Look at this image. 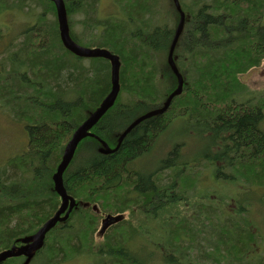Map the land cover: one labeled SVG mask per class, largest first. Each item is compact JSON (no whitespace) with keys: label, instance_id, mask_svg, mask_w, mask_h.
Returning a JSON list of instances; mask_svg holds the SVG:
<instances>
[{"label":"trees","instance_id":"16d2710c","mask_svg":"<svg viewBox=\"0 0 264 264\" xmlns=\"http://www.w3.org/2000/svg\"><path fill=\"white\" fill-rule=\"evenodd\" d=\"M64 1L71 39L108 49L121 61L118 97L92 129L115 148L137 117L163 107L177 87L168 54L179 13L173 0H114L117 12L105 16L101 0ZM180 4L186 18L173 59L183 91L164 113L139 122L113 153L104 154L94 137L80 142L63 180L82 205L48 232L29 264H65L80 255H92L94 264H264V227L251 220L249 197L264 198L248 193L264 186V93L243 79L264 63V0ZM78 13L83 18L75 21ZM16 14L33 20L19 21ZM8 19L26 25L9 38L0 22V106L11 109L29 139L26 151L0 169V252L57 212L53 175L62 154L112 86L108 59L65 47L51 0H0V20ZM180 118L176 124L202 146L211 137L216 154L207 149L184 159L182 145L169 142L176 139L173 130L161 147L168 154L158 160L160 137ZM208 179L239 180L250 190L219 195L222 221L210 210L191 221L180 207L197 205L201 198L193 197ZM231 201L237 208L228 211ZM108 214L121 219L101 233ZM21 263L12 257L1 264Z\"/></svg>","mask_w":264,"mask_h":264},{"label":"rangeland","instance_id":"374dc122","mask_svg":"<svg viewBox=\"0 0 264 264\" xmlns=\"http://www.w3.org/2000/svg\"><path fill=\"white\" fill-rule=\"evenodd\" d=\"M166 1L165 3L167 4ZM115 12H117V7L114 4V0H101L100 5H99L100 16H105V15H108L110 13H115ZM16 15L18 17V20L22 22H25V21L31 22L33 20L25 15H21V14H16ZM82 18H83L82 13L73 15V19L75 21H78V19H82ZM19 21L16 22V20L14 21V19L13 20L8 19V21L0 20L1 23H5L7 25L6 27L9 31L8 33L9 38L15 37L19 33V31L22 28H24V26L26 25L25 23H21ZM81 28L83 27L80 23L76 25L75 30L78 33H81V30H80ZM81 44H83L85 47H91V48L94 47L93 44L91 42H88L87 40L82 41ZM243 79L248 83L252 91L256 92L257 94L258 93L263 94L264 93V63L261 67L251 69L249 72L245 73L243 75ZM13 116L14 115L12 114L10 108H8L7 106L6 107L0 106V169H4L7 167L8 165L7 162L9 158L17 154H20L23 151H26L28 147L29 136L25 128V125L23 123L15 121L14 120L15 118ZM181 121H182L181 118L177 119L170 126L167 132H165L162 135L163 137L162 136L160 137L158 145H157L158 147L155 148L156 157L158 158V160L164 157L165 154L167 153V152L164 153L163 148H161L163 142H165L166 140V136L164 135H166L167 133L173 130H174L176 139L174 141L169 140V142L174 143L176 141L177 144L182 145L181 152L186 153V154L182 153L184 159L189 158L188 156L193 158L194 156L202 152H205L207 149L210 151V153L216 154V152L218 151L217 148L213 147L212 145L211 147H209L213 140L211 137L204 138L203 140L206 142V144L202 146L196 139L194 133L188 134L186 132L187 128L185 129L183 125L179 126V124H176ZM173 125H175V127L171 129ZM166 143L167 141L165 142V144ZM172 146L173 144L167 145L166 148L169 149ZM159 162L160 161H158L157 163ZM133 165H134L133 167L137 166V164H133ZM148 167H152V166L148 165ZM248 187L249 185L241 181L239 182V180L238 181L234 180L233 182H230L229 180L221 179L220 183H216L212 179L211 180L208 179L206 183H201V185L198 186L197 192L195 193V196L193 197V198H201L199 201L197 199L198 201L197 205L193 203L192 205L193 208H189V204H187L186 206H181L180 207L181 213L185 214L189 218V220L193 221V219L195 218V215L196 217H198L199 215H201V217H205L203 215L204 214L203 211L210 210L209 213L211 214V216L214 215L218 217L220 221H222L223 214L221 213V210H220V208L222 207L220 206V203H219L220 201L219 195H222L224 193L231 194L233 192L236 195L237 194L241 195L243 194L244 191L250 190L248 189ZM256 187L257 189H254L253 193L248 192L249 196L256 195V197H259L261 195L260 197L264 198V186H256ZM200 194H203V195L199 196ZM249 200H250L249 202L251 203V206H250L251 220L253 221V223H258L259 225L264 227V203H259L256 200V198L254 199V198L249 197ZM236 208H237V205L234 201H231L228 205H225V209L228 211L235 210ZM127 217H128V214H125V218ZM188 223L190 222L188 221ZM157 226H158V223L151 224L150 229L154 232V234L157 230ZM260 230H261L260 231L261 233L264 231L263 228H261ZM93 260H94V257L92 255H80L78 256V258L70 262H67L65 264H94Z\"/></svg>","mask_w":264,"mask_h":264},{"label":"water","instance_id":"95a60500","mask_svg":"<svg viewBox=\"0 0 264 264\" xmlns=\"http://www.w3.org/2000/svg\"><path fill=\"white\" fill-rule=\"evenodd\" d=\"M54 2L57 10V18H58V24H59V31H60V36L63 41V44L67 49L72 51L73 53L79 55V56H84V57H103L108 60H110L111 65H112V87L111 91L109 94L103 99L99 107L92 112L89 117L75 130L71 140L67 144V147L65 148L64 154H63V159L62 162L60 163V166L58 167V171L54 176L55 184H56V190L58 194L62 198V204L59 208V211L55 215V217L51 218L46 224H44L35 234L31 236H27L22 239V241L25 243L21 246H13L10 249H6L2 252H0V264L5 261L7 258L13 257V256H21L25 255L27 256V260L25 261L24 264H27L31 258L33 257L34 253L40 249L45 240L46 233L53 228L57 222L59 221H64V219L59 218V214L63 212L65 209L68 207V213L73 209L75 205V200L72 196H70L67 193V190L64 186L63 183V173L66 169V167L69 165L75 150L79 144V142L89 136L93 135L90 132V129L99 121V119L105 114V112L112 106L113 102L116 99V96L118 92L120 91V79H119V70H120V65L121 61L119 59V56L111 53L108 49H102V48H88V47H83L78 44H76L70 37L69 34V22H68V16H67V10H66V5L64 0H51ZM175 3V6L177 10L179 11L180 14V19L179 23L176 28L175 36L173 38L169 55H168V63L171 66L173 72L177 76L178 80V86L177 88L167 97L164 106L161 108L154 109L138 119H136L121 135L119 139L118 145L122 142L123 138L126 136V134L134 128L136 124L141 122L142 120L149 118L153 115L156 114H161L164 113L168 107L171 104L172 99L176 96L179 95L182 92L183 89V76L179 72L174 59H173V52L174 48L176 46V43L178 41V38L183 30L184 23H185V13L181 8L179 0H173ZM102 141V140H100ZM106 146L107 149L104 150V152H111V149L108 148V145L102 141ZM119 221V217H114L112 215H107L103 219V231L113 223H116Z\"/></svg>","mask_w":264,"mask_h":264},{"label":"bare ground","instance_id":"6f19581e","mask_svg":"<svg viewBox=\"0 0 264 264\" xmlns=\"http://www.w3.org/2000/svg\"><path fill=\"white\" fill-rule=\"evenodd\" d=\"M61 40H62V39H61ZM62 42H63V41H62ZM76 44H77V43H76ZM80 46H81V45H80ZM83 47H85V46H83ZM88 48H90V47H88ZM71 52H72V51H71ZM72 53H73V52H72ZM74 54H75V53H74ZM75 55H77V54H75ZM77 56H79V55H77ZM81 57H84V56H81ZM110 63H111V62H110ZM119 71H120V70H119ZM111 79H112V65H111ZM118 94H119V92H118ZM118 94H117V96H116V99H117V97H118ZM116 99H115V101H116ZM115 101L113 102V104L115 103ZM113 104H112V105H113ZM102 143H103V142H102ZM103 145H104L105 148L102 150V152H104V150L107 149V146H106L104 143H103ZM107 145H108V144H107ZM119 146H120V145H117L115 148H110V147L108 146V148L111 149V152H104V153H113V152H115V151L118 150ZM66 147H67V146H66ZM62 159H63V157H62ZM61 162H62V160H61ZM61 162H60V163H61ZM60 163H59L58 167L60 166ZM58 167H57L56 172H55L54 175H53V180H54V176H55V174H56L57 171H58ZM67 167H68V166H67ZM67 167H66V169H67ZM66 169H65V170H66ZM64 172H65V171H64ZM63 175H64V173H63ZM63 183H64V180H63ZM54 184H55V180H54ZM55 190H56V184H55ZM56 191H57V190H56ZM57 193H58V192H57ZM59 208H60V207H59ZM58 211H59V209L57 210V212H58ZM57 212L54 214L53 217H55V215L57 214ZM63 214H64V215H63ZM69 214H70V212L68 213V210L65 209L63 212H61V213L59 214V218H60V219H64V218L67 219L68 216H69ZM53 217H52V218H53ZM117 217H119V220L121 219V216H117ZM50 219H51V218H50ZM50 219H49V220H50ZM49 220H48V221H49ZM48 221H47V222H48ZM47 222H46V223H47ZM46 223H45V224H46Z\"/></svg>","mask_w":264,"mask_h":264},{"label":"flooded vegetation","instance_id":"af4514ba","mask_svg":"<svg viewBox=\"0 0 264 264\" xmlns=\"http://www.w3.org/2000/svg\"><path fill=\"white\" fill-rule=\"evenodd\" d=\"M23 258H24V257H23ZM24 259H25V258H24ZM24 259H23V260H24Z\"/></svg>","mask_w":264,"mask_h":264}]
</instances>
